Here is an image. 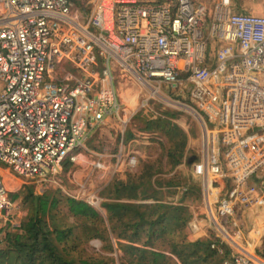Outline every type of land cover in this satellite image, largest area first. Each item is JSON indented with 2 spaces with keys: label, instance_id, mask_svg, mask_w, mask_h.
Segmentation results:
<instances>
[{
  "label": "built area",
  "instance_id": "2783aa9c",
  "mask_svg": "<svg viewBox=\"0 0 264 264\" xmlns=\"http://www.w3.org/2000/svg\"><path fill=\"white\" fill-rule=\"evenodd\" d=\"M87 7L78 16L71 0H0V165L45 181L105 120L123 119L118 68L144 90L143 105L187 112L205 135L191 165L201 205L188 233L219 254L226 249L221 264H264V252L233 223L256 205L247 182L264 167V16L237 11L232 0L211 11L193 0ZM66 65L72 72L57 74ZM208 127L233 155L232 174L211 156ZM136 162L130 156L127 167ZM225 176L229 189L219 184ZM18 227L0 176V237Z\"/></svg>",
  "mask_w": 264,
  "mask_h": 264
},
{
  "label": "rangeland",
  "instance_id": "374dc122",
  "mask_svg": "<svg viewBox=\"0 0 264 264\" xmlns=\"http://www.w3.org/2000/svg\"><path fill=\"white\" fill-rule=\"evenodd\" d=\"M193 1L205 5L211 11L217 0ZM71 2L74 14L86 15L87 0H71ZM232 5L237 11L264 16V0H232ZM61 71L72 72V69L66 65L62 70H57V74L60 75ZM114 75L120 101L125 110L123 119L105 120L98 129L89 135L83 148L76 152L71 159L64 160L55 173L47 177L45 181L16 178L2 165H0V176L8 194L17 196L14 199L15 218L19 224L21 221L27 220L34 206V202L30 198L29 200L25 199L29 191L36 197L44 195L50 198L55 197L58 200L57 209L44 219L53 228H71L72 234L68 237L67 243L69 248L74 247L75 250H71L70 254L79 257L100 255L109 258L110 264H119V257L125 256L126 251L117 250L115 244L113 250L108 251L103 248V242L100 239L88 238L87 234H92L93 229L83 233L82 222L67 214L65 199L71 198L86 202L105 218L106 211L102 204L107 201L108 190L116 180H125L127 174L136 173L145 162H154L158 159L162 160V164L165 162V148L169 144L168 140L159 130L150 127L151 124H148L147 121L169 112L173 114L170 121L185 132L187 141L182 162L171 170L164 166L162 173L158 175L161 182L165 183L164 180H168L175 185L168 188L162 187L157 196L159 202L171 206L183 203L182 205L186 206L190 213L188 223L194 212L199 211L198 207L201 205L198 188L195 191L196 183L191 177V165L202 155V142L205 141V135L201 131L199 122L189 113L169 109L154 100L143 105L144 90L141 86L118 68ZM208 129L210 132H208L207 145L209 144L211 156L223 167L226 174H232L235 171L233 155L221 146V140L217 134L210 127ZM132 155L136 157V167L128 168L127 159ZM192 158L194 159L189 163L188 161ZM219 184L221 188L229 189L228 177L220 179ZM247 185L252 189L257 203L252 208H244L236 213L233 222L234 230L252 238L256 243L257 250L264 252V167L248 180ZM184 187H187V190L190 187L191 190L182 199L184 193L181 189ZM179 201L182 202L179 203ZM131 202L154 204L157 201L146 199ZM187 223L183 228L185 238L190 242L202 240L196 239L188 233ZM87 226L92 227V225ZM7 232L15 233L17 229H9L0 237V251H4L6 255H8ZM170 241L169 236H164L155 242L153 249L162 250L168 254L166 250ZM9 252L11 255L0 257V262L19 264L15 258L16 255ZM172 258L177 262L174 257ZM220 260L219 256L213 259L212 263L221 264L223 259Z\"/></svg>",
  "mask_w": 264,
  "mask_h": 264
},
{
  "label": "trees",
  "instance_id": "16d2710c",
  "mask_svg": "<svg viewBox=\"0 0 264 264\" xmlns=\"http://www.w3.org/2000/svg\"><path fill=\"white\" fill-rule=\"evenodd\" d=\"M172 117V113L165 112L161 117L147 121L150 127L159 130L168 140L165 162L162 164L160 159L145 162L136 173L127 174L125 180H116L108 190L107 201L102 204L106 211L105 218L86 202L65 199L67 214L82 222L83 233L93 229L92 234L86 233L88 238L100 239L103 248L108 251L113 250L114 244L117 250L126 251L125 256L119 257V264H213V259L220 256L222 260L227 253L226 249L222 254L211 249V242L207 238L193 242L185 238L183 228L190 213L182 201L177 206L158 201L157 195L162 187L175 185L164 179L165 183L161 182L158 175L164 166L170 170L178 166L185 153L186 134L170 121ZM194 187L196 191L197 186ZM190 190L188 187L182 199ZM11 198L14 200L17 196L12 195ZM29 198L34 202L31 215L20 222L17 232L6 233L8 255L0 251V257L11 255V251L19 264H110L109 258L100 255L79 257L70 254L71 250H75L74 247L69 248L67 243L72 234L71 228H53L44 219L57 209L58 200L46 195L36 197L31 191L25 196L26 200ZM146 199L157 202H131ZM164 236L171 238L166 250L169 255L153 249L155 242ZM2 263L6 264L5 261Z\"/></svg>",
  "mask_w": 264,
  "mask_h": 264
},
{
  "label": "water",
  "instance_id": "95a60500",
  "mask_svg": "<svg viewBox=\"0 0 264 264\" xmlns=\"http://www.w3.org/2000/svg\"><path fill=\"white\" fill-rule=\"evenodd\" d=\"M194 158H192L191 160H189L188 162L190 163Z\"/></svg>",
  "mask_w": 264,
  "mask_h": 264
},
{
  "label": "crops",
  "instance_id": "0c3cea01",
  "mask_svg": "<svg viewBox=\"0 0 264 264\" xmlns=\"http://www.w3.org/2000/svg\"><path fill=\"white\" fill-rule=\"evenodd\" d=\"M16 222H17V220H16ZM19 224V223H18Z\"/></svg>",
  "mask_w": 264,
  "mask_h": 264
},
{
  "label": "bare ground",
  "instance_id": "6f19581e",
  "mask_svg": "<svg viewBox=\"0 0 264 264\" xmlns=\"http://www.w3.org/2000/svg\"><path fill=\"white\" fill-rule=\"evenodd\" d=\"M9 182V181H8Z\"/></svg>",
  "mask_w": 264,
  "mask_h": 264
}]
</instances>
